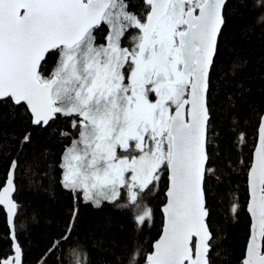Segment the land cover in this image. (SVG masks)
Here are the masks:
<instances>
[{
  "label": "snow or ice",
  "instance_id": "snow-or-ice-1",
  "mask_svg": "<svg viewBox=\"0 0 264 264\" xmlns=\"http://www.w3.org/2000/svg\"><path fill=\"white\" fill-rule=\"evenodd\" d=\"M228 4L0 0V214L9 241L0 264H24L18 177L54 195L47 150L23 152L34 133L46 131L70 138L55 182L72 206L65 230L47 249L60 253L59 264H96L93 250L109 251L99 247L103 239L80 243V203L126 214L131 243L115 254L116 264H216L227 256L226 236L213 224V185H224L229 197L225 220L237 221L232 179L244 162L233 152L248 142L239 132L221 157L216 140L214 80L227 83L240 67L234 62L225 72L220 61ZM251 7L264 26V0ZM225 100L229 111L246 102L243 90ZM9 118L19 121V133L5 130ZM13 140L18 151L7 160L4 146ZM245 170L248 224L238 264H264V112ZM157 194L162 224L145 251L139 237L153 227Z\"/></svg>",
  "mask_w": 264,
  "mask_h": 264
},
{
  "label": "trees",
  "instance_id": "trees-1",
  "mask_svg": "<svg viewBox=\"0 0 264 264\" xmlns=\"http://www.w3.org/2000/svg\"><path fill=\"white\" fill-rule=\"evenodd\" d=\"M252 0H230L227 6V27L220 40V61L225 72H231V64L236 62L240 67L236 69L234 78L227 83L214 80V92L212 96L213 110L216 114L215 133L221 157L226 148L234 143V137L241 131L247 134L248 142L235 149L233 157H239L244 163L236 165L233 174L232 187L239 198L241 211L239 219L235 222H227L224 212L228 207L229 197L225 193L224 185H213V212L215 213L213 224L226 239L221 241V251L227 250V256H221L216 264H238L242 255L243 241L247 231L248 215L246 212L247 188L246 165L250 162L252 145L257 136V118L264 112V26L255 23L256 12L251 7ZM243 86V87H241ZM244 91L245 103L229 111L226 105L225 94ZM5 130L9 134L19 133L21 126L18 120L5 122ZM69 139H58L49 132L33 134L30 145L23 147L26 156L32 153H40L47 150V159L53 166V183L51 191L37 192L25 184L23 175L18 177L19 192L17 200L20 205L18 224L19 242L24 249V264H59L60 253L54 251L47 254L55 240L65 230L70 215L72 202L63 192L58 179L59 171L55 165L60 160L64 146ZM215 147V146H214ZM7 160L17 154V147L12 143L4 146ZM2 175V173H0ZM223 194V195H222ZM153 200L156 213L153 227L147 229L139 237L145 251L150 250V245L158 237L162 224V215L158 205L163 196L157 194ZM218 205V207H217ZM126 214L120 209L105 204L101 209L91 205L79 204V215L76 223V236L81 244H91L96 239H103L100 248L109 249L108 252L93 250L92 259L96 264H116L115 254L120 253L124 246L130 245L127 231ZM7 229L4 216L0 214V254L9 250V241L5 237Z\"/></svg>",
  "mask_w": 264,
  "mask_h": 264
},
{
  "label": "water",
  "instance_id": "water-1",
  "mask_svg": "<svg viewBox=\"0 0 264 264\" xmlns=\"http://www.w3.org/2000/svg\"><path fill=\"white\" fill-rule=\"evenodd\" d=\"M230 1V0H229Z\"/></svg>",
  "mask_w": 264,
  "mask_h": 264
}]
</instances>
